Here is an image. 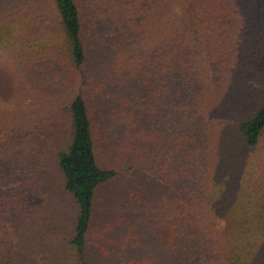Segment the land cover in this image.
<instances>
[{"label":"trees","instance_id":"1","mask_svg":"<svg viewBox=\"0 0 264 264\" xmlns=\"http://www.w3.org/2000/svg\"><path fill=\"white\" fill-rule=\"evenodd\" d=\"M92 243L264 264V0H0V264Z\"/></svg>","mask_w":264,"mask_h":264},{"label":"rangeland","instance_id":"2","mask_svg":"<svg viewBox=\"0 0 264 264\" xmlns=\"http://www.w3.org/2000/svg\"><path fill=\"white\" fill-rule=\"evenodd\" d=\"M96 29H97V34H98V37H99V41H97V43H98L97 45L99 47L96 48V52L94 53V57L97 59L98 58V54H99L97 52V50H102V47H104L106 45V42L108 40V30H107L106 23L104 21H102V20L98 21V23L96 25ZM92 61H93V58H92ZM253 82L256 83L255 86H257L258 88H259V86H263V84L257 83L255 81H250V83H253ZM261 90H263V89H261ZM20 184L23 185L22 182ZM146 189H150V190H148V192H151V191L156 192L155 188H153V187H149V188H146ZM42 199L43 198H38L37 200L38 201H42ZM143 201L145 203V204L143 203L144 204L143 206H146V204L149 202L147 200L145 201L144 199H143ZM122 202L123 201H120L119 199H115V203H113V206L117 204L116 205V208L113 211L107 212L108 214L110 213L109 216L110 215L112 216V215H115V214H119L121 211H123L121 213L127 212V209L129 208V206H127V202H125V204L122 203ZM149 203H151V202H149ZM105 204L107 206H110V204L108 202H106ZM133 205H138L139 206V203L138 202H134ZM140 207H141V204H140ZM141 208L139 209V211H141ZM133 209H134V207H133ZM133 209L131 208V210H133ZM143 212H144V214H146L147 212H150V211H149V209L147 210V208L145 207V208H143ZM109 216H107V217H109ZM107 217L105 216L103 219H106ZM127 218H129V217L127 216ZM139 236H141V235H139ZM122 246H123V244L115 247L116 249H118V250H116V252L118 253L119 256H120V253L122 254V250H120V249L123 248ZM93 249H94V252L96 254L95 257H94L95 258L94 261H99L100 260V262H102V264H112L113 263L112 261L113 260L115 261V259H116V261H119L118 255H115V256H117V258H115V256L114 257H112V256H108L107 257V256H105V255H103L101 253V250H99L95 246L93 247V243H92V249H91L92 256H93ZM134 250L135 249H133V251ZM130 252H132V251L127 250V255L124 258H122V264H129V261H130V256H129L130 255ZM50 255H51V252H48V251H45V252L40 253V255H39V261H42L43 262Z\"/></svg>","mask_w":264,"mask_h":264}]
</instances>
